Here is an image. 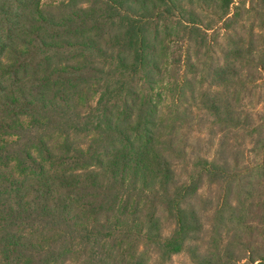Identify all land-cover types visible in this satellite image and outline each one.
Listing matches in <instances>:
<instances>
[{
    "label": "trees",
    "instance_id": "16d2710c",
    "mask_svg": "<svg viewBox=\"0 0 264 264\" xmlns=\"http://www.w3.org/2000/svg\"><path fill=\"white\" fill-rule=\"evenodd\" d=\"M236 1L70 0L54 8L44 0H0V264H149L138 240L169 258L188 253L198 264L238 263L230 243L207 253L193 246L202 233L195 206L200 184L205 177L212 184L223 171L206 164L205 175L177 181L171 160L176 144L156 123L155 78L162 29L177 26L189 32L188 42L205 40L214 29L199 10L221 12L225 23ZM85 2L90 5L80 8ZM99 2L106 7H96ZM236 17L223 31L232 29ZM245 44L234 33L224 63L208 68L212 88L204 109L225 129L240 128V114L229 101L222 107L214 87L233 97L236 82L255 78L247 66L264 74V40L258 48L252 39ZM108 46L116 57L106 55ZM104 77L97 106L79 111L81 94ZM79 136L88 143L80 144ZM252 173L255 179L261 174ZM245 180L234 174L226 181L228 193L245 184L253 191H243L249 209L239 194L220 205L215 229L221 243L231 236L243 245L235 236L245 229L253 233L251 215L264 217V193L254 194L264 182ZM150 199L167 203L175 223L167 238L158 211L141 209ZM132 237L137 243L127 247ZM246 249L250 263L264 264V248L258 259L248 242ZM76 252L82 260H73Z\"/></svg>",
    "mask_w": 264,
    "mask_h": 264
},
{
    "label": "rangeland",
    "instance_id": "374dc122",
    "mask_svg": "<svg viewBox=\"0 0 264 264\" xmlns=\"http://www.w3.org/2000/svg\"><path fill=\"white\" fill-rule=\"evenodd\" d=\"M69 1L44 0L47 5L54 8L61 4H68ZM85 5L90 3H81L80 8L86 7ZM96 7L105 8L106 6L99 2ZM235 13L237 17L231 26L232 29L223 31L225 23L230 25ZM198 14L203 17L205 25L211 23L210 27L214 29L204 37L205 40L194 37L191 42H188L189 32L177 26L169 31L162 29V43L159 44V52L156 56L160 67L159 74L155 77L158 80L156 92L160 94L156 123L159 124L168 140L173 138L176 144L178 154L172 156L171 160L175 161L174 171L179 183L188 182L191 174L202 172L205 175L203 167L206 164L215 165L223 171L221 174L214 175L212 184L209 183L208 177H205L200 184L197 204L195 205V201L193 204L198 208L202 233L197 236L198 242H194L193 246L207 253L216 248L223 250L230 243L229 248L236 257L234 260L238 262L234 264H252L249 262L250 254L246 253V242L257 250L256 259H258V255L264 248L262 213L250 216L253 233L249 234L245 229L243 234L241 232L235 236L237 239H243V245L233 242L231 236L225 242H219L215 227L219 222L218 215L222 207L220 205L225 200L233 201L239 194L240 199L245 201V207L250 208L251 200L244 196L243 191H249V189L253 191V188L245 184L239 190L233 189L231 193H228L225 189L228 177L239 174L245 177L246 183L249 179H253L254 184L264 182V74H256L250 66H247L257 80L251 78L248 81L244 79L236 82L233 87L236 91L235 98L227 96L224 87L221 89L214 87L212 90V93L219 95L222 107L227 103L226 101H229L236 115L240 114L238 115L241 122L240 128L225 129L219 125L214 114L204 109V101L208 100L205 93L212 88L211 80L208 78V68L212 64L218 65V62L224 63V54L234 33L241 34L246 40L245 46H249V41L252 39L254 45L257 48L260 47L264 40V0H237L225 23L224 20L222 21L223 18L220 19L222 13L217 10L208 13L199 10ZM167 32H171L173 37L166 38ZM107 50L109 54L106 55L116 57L117 50L109 46ZM115 64L113 62L112 68ZM107 81L105 77L92 81V85L81 94L84 100L79 101V111L88 113L97 106ZM186 83H190L191 87L186 88ZM183 85L185 92L182 93L180 89ZM137 89L143 91V82L137 83ZM110 101L115 102V100ZM54 138L55 141L59 140L57 135ZM79 141L83 145L88 143L87 138L83 136H79ZM256 169L261 174L255 179L252 172ZM250 175L252 178L249 177ZM263 187L264 184L259 185L257 189L254 187V194L258 195L260 192L263 194ZM254 201L256 202V198ZM152 208L158 211V216L161 218L162 238L169 237L175 230V223L173 217L167 212V203L164 201V205L157 204L154 199H150L141 209L145 214ZM230 214L231 210L228 206L225 208L224 216H230ZM232 228L237 229L235 226ZM136 240L135 237L129 238L125 240V245L130 247L137 243ZM138 241H140L138 247H141L140 251L144 253L149 264H198L188 253L169 258L163 256L156 245L146 240ZM83 255L85 258L86 255ZM130 257L131 255L127 256L128 259ZM72 258L82 260V255L76 252Z\"/></svg>",
    "mask_w": 264,
    "mask_h": 264
}]
</instances>
